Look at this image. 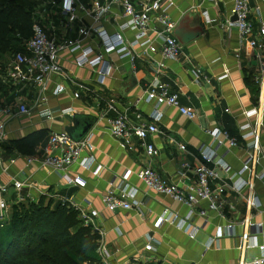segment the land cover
<instances>
[{
  "label": "crops",
  "instance_id": "crops-1",
  "mask_svg": "<svg viewBox=\"0 0 264 264\" xmlns=\"http://www.w3.org/2000/svg\"><path fill=\"white\" fill-rule=\"evenodd\" d=\"M136 1L130 0L133 5ZM247 1L253 25L252 39L264 44V36L260 34L261 22H264V2ZM231 8L232 0H218L217 6L205 0H176L170 10L171 18L177 23L174 37L182 46L183 55L176 61L164 62L160 81L168 86L170 93L178 96V107L191 108L196 117L189 120L175 107H160L162 119L156 125L159 133L146 140L157 151V156L150 163L137 139H133L131 148H119L107 132V120L114 118L116 113L113 111L104 115L103 112L106 105H112L117 113L126 114L130 121H135L136 115L140 114L143 121L150 122L153 104L144 103L142 97L153 81L152 62L137 60L133 66L127 60L120 61L116 55L109 56L107 60L113 64L114 70L104 85H98L95 74L87 68H78L73 62L74 55L65 51L59 59L63 72L51 77L46 103L36 104L38 88L34 85L13 86L7 97H0L2 104L13 109L22 104L30 109L28 117L9 120L6 142L39 130L47 132L44 143L34 156L11 155L3 158L6 172L2 182L31 184L32 189L23 188L19 193L24 197V202L44 198L45 202L58 204L66 200L80 208L97 211L98 227L103 232L102 244L109 255L107 264H240L264 257V252L257 248L247 249V241L242 238L250 235L258 246H264V186L253 180V173L264 170V114L253 172L243 177L246 182L254 183L253 192L249 193L247 189L239 193L232 191L234 180L230 179L252 154V150L246 146L250 140H240L239 127L246 124L252 126L262 116L259 113L258 119L249 120L244 114L258 107L264 113V99L254 82L262 69L264 50L259 52L252 49L241 42L235 30H227L224 23L230 17ZM44 9L45 14L38 10L37 19L47 37L59 43L80 38L79 30L93 23L90 18L66 21L61 15L60 6H46ZM205 11L214 20L213 24H205L202 18ZM121 14V8L114 6L105 20L93 25L113 34L123 23ZM125 36L132 38L130 33ZM98 44L94 34L83 40L84 47H96ZM154 47L153 60L161 62L159 47ZM196 70L203 78L200 85L193 82L192 74ZM247 82L255 87V93L252 86L247 87ZM55 85L63 86L65 92L57 97L52 96ZM75 94H79V98L75 99ZM69 108L73 110L71 116L53 120L41 116L47 111ZM74 115L95 120L88 132L92 135L91 147L82 154V158L91 156L97 165L103 167L100 175L93 177L78 165L72 166L69 175L83 180L85 186L81 188L66 185L58 174L40 168L37 163L28 164L29 159L43 158L42 149L48 137L53 133H65ZM212 130L226 131L239 143L237 148L230 149L225 158L230 168L228 173L208 166L214 169L217 176L209 183L213 192H220L218 200L222 204L221 212L210 210L208 203L202 201L190 213L184 205L148 191L134 175L150 167L166 184L175 185L189 194L196 185L195 169L202 165L199 150L212 144L207 134ZM179 146L185 148L183 152ZM225 149L219 153H224ZM126 172L132 173L129 183L138 190L136 201L139 208L109 212L102 204V197L111 184L113 187L120 184ZM17 196L18 193L10 187L5 198L9 210L18 204ZM251 196L258 199V209L246 207L245 200ZM165 209L186 220L187 225L197 228L195 238L178 230L175 225L164 223L157 226L158 218ZM200 212H204L205 216L201 217ZM246 220L249 225H260V231L243 227L242 223ZM229 225L233 226L234 235L231 237L226 231ZM218 233L220 238H216ZM148 238L157 242L153 244L152 252L144 249L149 244ZM214 239L215 242L208 246V242Z\"/></svg>",
  "mask_w": 264,
  "mask_h": 264
},
{
  "label": "built area",
  "instance_id": "built-area-1",
  "mask_svg": "<svg viewBox=\"0 0 264 264\" xmlns=\"http://www.w3.org/2000/svg\"><path fill=\"white\" fill-rule=\"evenodd\" d=\"M217 6L218 0H205ZM264 2V0H261ZM176 0H137L133 5L130 0H59L56 2H47L40 8V13L45 14L44 7L60 6L61 15L66 21H74L90 18L92 25L83 26L79 30V37L75 40H65L61 43L56 40L49 39L41 26L38 17V12L34 18V23L31 29V36L22 44V51L14 53L6 70V80L12 86H27L34 85L38 88V98L36 104L46 103L48 85L53 75L63 72L59 63L62 52H69L74 55L73 62L78 68H87L96 76V83L104 85L106 80L111 77L114 70L113 64L107 60V57L116 55L117 58L127 60L134 66L137 60H149L153 67V81L144 90L142 100L146 104H153V111L150 116V122L142 120L140 114L136 115L135 121H130L124 113H117L112 105H106L103 112L105 115L108 112H115L114 118L107 120L108 135L117 142L121 150L131 148L133 139H137L141 148L144 151L146 159L149 163L157 156V151L154 146L146 143L148 137L159 133L157 124L161 121L162 116L159 108L162 106H170L178 109V112L185 118L192 120L196 117L195 112L191 108L178 107V96L170 93L167 85L160 81V75L164 69L165 61H176L183 55L182 46L174 37V30L177 23L171 18L170 10L175 6ZM117 6L122 10L123 23L119 25L117 31L109 34L106 30L94 25L105 20L110 14L112 7ZM250 7L247 0H232V8L230 17L225 20L224 25L228 31L235 30L241 42H245L252 49L263 51L264 44L252 39L253 25L250 19ZM235 17V21L231 20ZM202 18L206 25H211L214 20H211L208 12L202 13ZM94 24V25H93ZM130 33L132 38L128 39L125 35ZM94 34L98 40V46L84 47L83 40ZM260 34L264 36V22H261ZM155 45H158L161 56V62L153 60L155 53ZM261 72L254 78L255 84L260 88V92L264 99V61L261 65ZM195 85H200L203 78L199 70L192 74ZM82 89V86H79ZM65 90L61 85H55L52 91V96H59ZM74 98H79V94H75ZM259 113L262 114L260 119ZM72 109L57 110L56 112H44L41 114L43 118L53 120L56 117L71 116ZM263 111L258 108H253L251 111L244 114L246 119H255L253 125L248 124L240 126V140L248 141L246 144L248 149L252 150V154L242 164L240 171L230 179L234 180L231 185V190L239 193L243 189H247L249 193L254 190V183L246 182L243 177L246 173L252 174V166L255 163L254 157L259 149V131L263 126ZM30 109L22 104L13 109L10 106L0 102V222L7 219L9 214V206L6 201L9 188L12 187L18 196L16 201L21 204L25 201L24 197L19 195L23 188L32 189V185L21 181H12L11 184H4L2 177L6 172L3 164L2 145L7 138V125L10 119L15 117H28ZM212 139V144L202 147L199 150V156L202 160V165L195 169L196 185L193 191L189 194L184 193L175 185L166 184L150 167H146L136 174V178L151 192L165 196L172 201L184 205L192 212L195 205L199 202H207L209 209L216 212H221L222 204L218 200V195L210 188V181L216 179L214 168L221 169L224 172H229L230 168L225 163V158L230 149L239 146L238 140L232 138L228 132L222 130H212L207 132ZM92 135H86L78 143L74 142L66 133H53L48 137V140L43 147V158L41 160L29 159L28 164L37 163L40 168L58 174L66 185L73 187H84L85 183L80 177L69 175V170L72 166L78 165L80 169L88 172L93 177H98L103 167L96 164L93 157L83 159L82 154L91 147ZM226 148V149H225ZM183 146H179L180 151H184ZM221 149H225L224 153H219ZM255 155V156H254ZM188 168L187 165H184ZM132 176L131 172H126L122 177L120 184L110 189L102 197V204L109 212L116 210H132L138 209L139 203L136 201L138 190L129 183ZM253 180L258 181L264 186V170L253 173ZM61 203L68 204L79 214V220L84 227H89L93 232H96L100 237V245L97 250V255L101 258L103 264H107L109 259L108 252L102 244L103 232L98 227V213L92 209H83L79 206L72 205L68 201L61 200ZM245 205L249 209H258L259 201L256 197L251 196L245 200ZM189 214L187 216H190ZM200 216L204 217L205 213L200 212ZM175 225L180 231L186 233L189 237L195 238L198 229L187 225L186 220L180 219L179 216L165 209L159 216L157 226L162 224ZM243 227L255 229V232L260 231V225H253L248 220L242 223ZM227 235L233 236V226L229 225L226 228ZM218 233L216 238H220ZM247 241L246 248H257L261 253L264 252V246H258L255 240L246 235L242 237ZM148 243L145 246V251H154L153 244L155 240L148 238ZM215 242L211 240L208 246ZM240 264H264V257L255 259L249 263Z\"/></svg>",
  "mask_w": 264,
  "mask_h": 264
},
{
  "label": "trees",
  "instance_id": "trees-1",
  "mask_svg": "<svg viewBox=\"0 0 264 264\" xmlns=\"http://www.w3.org/2000/svg\"><path fill=\"white\" fill-rule=\"evenodd\" d=\"M47 2L59 0H0V97L13 89L6 80L7 67L13 54L22 51L36 13ZM46 137L47 132L39 130L7 141L2 145L3 158L32 157ZM99 245L100 237L82 225L76 210L44 198L13 206L0 222V264H103L97 255Z\"/></svg>",
  "mask_w": 264,
  "mask_h": 264
},
{
  "label": "water",
  "instance_id": "water-1",
  "mask_svg": "<svg viewBox=\"0 0 264 264\" xmlns=\"http://www.w3.org/2000/svg\"><path fill=\"white\" fill-rule=\"evenodd\" d=\"M235 17L232 21H235ZM95 124L94 119L84 116H73L72 123L65 129V133L76 143L82 140Z\"/></svg>",
  "mask_w": 264,
  "mask_h": 264
},
{
  "label": "rangeland",
  "instance_id": "rangeland-1",
  "mask_svg": "<svg viewBox=\"0 0 264 264\" xmlns=\"http://www.w3.org/2000/svg\"><path fill=\"white\" fill-rule=\"evenodd\" d=\"M10 60V59H9Z\"/></svg>",
  "mask_w": 264,
  "mask_h": 264
}]
</instances>
